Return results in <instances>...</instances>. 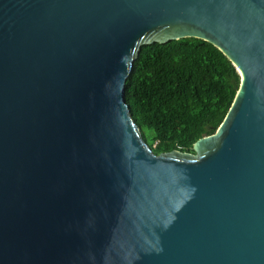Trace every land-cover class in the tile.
Returning a JSON list of instances; mask_svg holds the SVG:
<instances>
[{
	"label": "water",
	"instance_id": "water-1",
	"mask_svg": "<svg viewBox=\"0 0 264 264\" xmlns=\"http://www.w3.org/2000/svg\"><path fill=\"white\" fill-rule=\"evenodd\" d=\"M185 38L239 86L194 154L155 156L124 84ZM0 264H264V0H0Z\"/></svg>",
	"mask_w": 264,
	"mask_h": 264
},
{
	"label": "trees",
	"instance_id": "trees-1",
	"mask_svg": "<svg viewBox=\"0 0 264 264\" xmlns=\"http://www.w3.org/2000/svg\"><path fill=\"white\" fill-rule=\"evenodd\" d=\"M239 76L224 53L197 38L143 45L124 84L133 122L155 156L194 154L227 116Z\"/></svg>",
	"mask_w": 264,
	"mask_h": 264
}]
</instances>
